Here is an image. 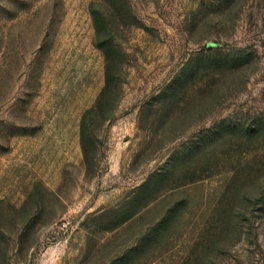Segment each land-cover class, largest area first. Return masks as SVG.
<instances>
[{
  "label": "rangeland",
  "instance_id": "374dc122",
  "mask_svg": "<svg viewBox=\"0 0 264 264\" xmlns=\"http://www.w3.org/2000/svg\"><path fill=\"white\" fill-rule=\"evenodd\" d=\"M0 264H264V0H0Z\"/></svg>",
  "mask_w": 264,
  "mask_h": 264
}]
</instances>
